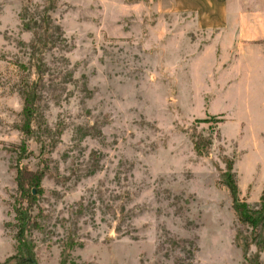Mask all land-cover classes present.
I'll use <instances>...</instances> for the list:
<instances>
[{
  "label": "rangeland",
  "instance_id": "obj_1",
  "mask_svg": "<svg viewBox=\"0 0 264 264\" xmlns=\"http://www.w3.org/2000/svg\"><path fill=\"white\" fill-rule=\"evenodd\" d=\"M154 2L0 0V264H255L224 180L257 206L264 0H226L222 30ZM16 165L44 172L32 260L15 252Z\"/></svg>",
  "mask_w": 264,
  "mask_h": 264
},
{
  "label": "trees",
  "instance_id": "obj_2",
  "mask_svg": "<svg viewBox=\"0 0 264 264\" xmlns=\"http://www.w3.org/2000/svg\"><path fill=\"white\" fill-rule=\"evenodd\" d=\"M24 28L27 29L28 25L23 24ZM22 105H21V118L22 123L20 126V131L23 135H29L32 130L30 128L31 122L34 120L36 114L35 110V96L32 90H22L20 92ZM25 149L20 146V154H24ZM18 160V159H17ZM229 171V168H228ZM44 175L42 170L29 171L25 167L15 166L14 169V183L16 186V193L21 199L27 202V207L22 206H12L13 214V227L14 232V242H15V252L16 257L23 259L25 257L30 260L33 259V252L31 250L32 246H29L25 241V234L29 232V228H36L35 223L29 219L28 212L34 207V197L31 194V189L34 188L35 193H39V186L41 179ZM225 187L227 188L230 198L232 200V209L237 220L244 225L248 230V239L241 238L238 235L240 241V248L243 255L246 254L248 248L252 245L256 249L255 264H258L257 256L258 253L264 248V189L261 191L258 203L255 208H249L248 205L238 200V190L235 181L231 174H225ZM245 257V256H244ZM25 263V262H24ZM59 264H66L65 259ZM72 264V263H71Z\"/></svg>",
  "mask_w": 264,
  "mask_h": 264
},
{
  "label": "crops",
  "instance_id": "obj_3",
  "mask_svg": "<svg viewBox=\"0 0 264 264\" xmlns=\"http://www.w3.org/2000/svg\"><path fill=\"white\" fill-rule=\"evenodd\" d=\"M156 11L192 15L198 30H222L226 26V0H154ZM241 20V19H240ZM238 19V22H240ZM264 24V16L259 20ZM257 38H264L259 30Z\"/></svg>",
  "mask_w": 264,
  "mask_h": 264
},
{
  "label": "water",
  "instance_id": "obj_4",
  "mask_svg": "<svg viewBox=\"0 0 264 264\" xmlns=\"http://www.w3.org/2000/svg\"><path fill=\"white\" fill-rule=\"evenodd\" d=\"M33 193V192H32Z\"/></svg>",
  "mask_w": 264,
  "mask_h": 264
}]
</instances>
